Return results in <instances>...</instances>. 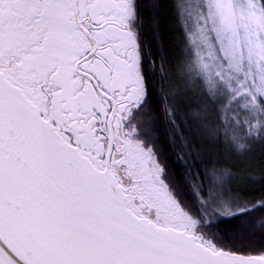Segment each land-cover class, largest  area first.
Listing matches in <instances>:
<instances>
[{
  "label": "snow or ice",
  "instance_id": "6c2138e0",
  "mask_svg": "<svg viewBox=\"0 0 264 264\" xmlns=\"http://www.w3.org/2000/svg\"><path fill=\"white\" fill-rule=\"evenodd\" d=\"M159 4L0 0V264H264V199L209 141L184 138L178 175L161 142L179 71L241 150L264 145V0H172L178 58Z\"/></svg>",
  "mask_w": 264,
  "mask_h": 264
},
{
  "label": "trees",
  "instance_id": "16d2710c",
  "mask_svg": "<svg viewBox=\"0 0 264 264\" xmlns=\"http://www.w3.org/2000/svg\"><path fill=\"white\" fill-rule=\"evenodd\" d=\"M151 12L153 19L159 25L158 43L162 41L164 49L169 52L170 56L178 58L180 55L178 49L182 48V45L180 43V26L175 19L172 0H160L159 6L151 9ZM177 76L178 79L173 87V93L178 97L176 101L179 105L178 123L174 129L161 127V132L165 133L161 137V142L165 145L163 149L164 158L167 160L170 170L177 173L178 163L176 158L183 154L184 138L192 139L194 136L195 143L201 144L205 141L203 134H208L203 133L201 127H211L215 129V132L210 134V139L207 140L210 142L206 148L207 158L212 164L217 165L221 171L222 167L218 163L219 152L222 151L220 133L221 127L226 121L221 118L222 114L219 107L213 109L207 101H203L197 97L198 94L190 91L187 84L179 83L181 81L179 71ZM181 129H183L182 132ZM173 131L181 138L173 141L171 138ZM243 152L244 157H242L245 159L241 161V165L244 167L242 172H245L243 180L246 183V189L244 191L239 190V192L244 193L243 199L258 203L261 199H264V182H261L264 178V145L260 144L259 141L251 145L246 144ZM243 163H247L248 166L243 165ZM260 217H264V211H257L249 219L257 220Z\"/></svg>",
  "mask_w": 264,
  "mask_h": 264
},
{
  "label": "rangeland",
  "instance_id": "374dc122",
  "mask_svg": "<svg viewBox=\"0 0 264 264\" xmlns=\"http://www.w3.org/2000/svg\"><path fill=\"white\" fill-rule=\"evenodd\" d=\"M179 83H185L182 79ZM189 87V90L192 91L194 94H198V98L202 99L203 101H206L203 95L201 94V90L198 85H195L193 83H188L187 84ZM219 107V106H216ZM219 111L221 112V118L224 120L223 116V111L219 107ZM229 116L232 117L231 113H228ZM215 125V124H214ZM226 127L227 124L226 122L223 124L221 127V146H222V151L220 153L219 161L218 163L222 167L221 173L227 174L226 178L230 176V185L234 190L241 191L246 189V183L243 180V176L245 172H242L244 170V167L241 165L242 162L245 158L244 157V150H241L237 144H235L232 141L231 138V132L226 133ZM201 130L203 133H208V134H203V139L209 140L210 139V134L215 132L214 128L211 127H201ZM210 131H212L210 133ZM243 156V157H242ZM243 165L248 166L247 163H243ZM254 168V167H253Z\"/></svg>",
  "mask_w": 264,
  "mask_h": 264
}]
</instances>
